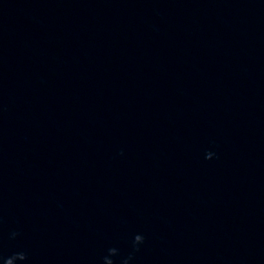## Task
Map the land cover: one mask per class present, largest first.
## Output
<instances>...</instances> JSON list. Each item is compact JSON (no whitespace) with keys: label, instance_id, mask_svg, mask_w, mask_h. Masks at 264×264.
Returning <instances> with one entry per match:
<instances>
[{"label":"clouds","instance_id":"1","mask_svg":"<svg viewBox=\"0 0 264 264\" xmlns=\"http://www.w3.org/2000/svg\"><path fill=\"white\" fill-rule=\"evenodd\" d=\"M206 159H208V156L206 155ZM18 235V233L13 232L11 234V238H15ZM144 242V237L142 235H135L131 241L132 249L133 251H139V247ZM119 255V250L115 247L109 248L107 250V255H105L103 259V264H116V261L113 259L114 257H117ZM15 259L17 261H25L27 259V255L24 252H16L12 254L11 256L4 258V264H9V261ZM132 259V256L129 255L127 258H125L121 264H129V260Z\"/></svg>","mask_w":264,"mask_h":264}]
</instances>
